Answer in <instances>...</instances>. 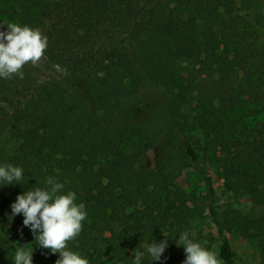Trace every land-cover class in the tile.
Listing matches in <instances>:
<instances>
[{
	"label": "trees",
	"instance_id": "1",
	"mask_svg": "<svg viewBox=\"0 0 264 264\" xmlns=\"http://www.w3.org/2000/svg\"><path fill=\"white\" fill-rule=\"evenodd\" d=\"M4 23L39 29L48 45L23 79L0 78V165L24 170L22 184L0 185V264H13L17 247L33 248V264L59 259L23 214L9 220L16 197L49 176L86 206L68 248L90 264H133V250L163 234L162 259L145 251L141 264H182L175 241L188 231L202 242L194 223L206 209L222 243L205 247L224 264H237L226 232L238 223L264 249V0H0ZM149 87L164 95L163 118H142ZM203 161L251 196L261 224L217 212L209 177L204 195L179 186L187 169L204 175Z\"/></svg>",
	"mask_w": 264,
	"mask_h": 264
},
{
	"label": "clouds",
	"instance_id": "2",
	"mask_svg": "<svg viewBox=\"0 0 264 264\" xmlns=\"http://www.w3.org/2000/svg\"><path fill=\"white\" fill-rule=\"evenodd\" d=\"M6 30H0V78L11 79L17 75L23 79V67L31 62L37 64L44 56L48 38L39 29L19 23H4ZM2 27V26H0ZM24 170L11 163L0 165V185L21 183ZM22 184V183H21ZM44 187L26 190L11 204L9 220L23 214V225L32 231L36 244L51 253L59 254L56 264H90L80 252L68 248L82 231V222L87 219L86 206L77 203V193L64 191L65 185L56 177L49 176ZM157 243L155 240L145 246L151 261H160L169 247L168 237ZM177 246H183L186 258L182 264H223L219 252L205 247L207 241L197 242L188 231L179 234ZM145 251L133 250V264H141ZM33 248L17 247L13 264H33Z\"/></svg>",
	"mask_w": 264,
	"mask_h": 264
},
{
	"label": "rangeland",
	"instance_id": "3",
	"mask_svg": "<svg viewBox=\"0 0 264 264\" xmlns=\"http://www.w3.org/2000/svg\"><path fill=\"white\" fill-rule=\"evenodd\" d=\"M63 73H53L54 76H60ZM146 98L147 103L145 112L142 118L149 120L151 117L157 115L161 118L165 114V98L164 95L154 88H147L142 92ZM160 150L153 149L149 152V159L151 166L155 165ZM202 168L204 175L194 169H187L183 175L178 179V184L187 192L196 191L198 194L205 193V177L211 178L214 188L215 196L213 199L214 207L217 212L223 214L228 208H235L241 210L247 215L249 219L257 220L261 224L262 208L253 203L252 198L247 193L236 194L228 190L224 181L220 178L217 172V167L214 164L203 161ZM195 234H200L201 241H207L206 245L214 249H219L222 243V236L219 234L216 224L213 221L212 213L206 209L201 221H196ZM257 232L256 230L253 231ZM234 251L237 254V264H264V249L258 246L259 240L251 242L243 231V224L238 223L230 232H226ZM146 245V244H144ZM37 264H43L38 262ZM224 264V263H223Z\"/></svg>",
	"mask_w": 264,
	"mask_h": 264
}]
</instances>
